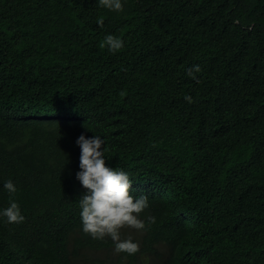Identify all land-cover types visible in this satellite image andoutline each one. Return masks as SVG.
Returning <instances> with one entry per match:
<instances>
[{"label": "trees", "instance_id": "1", "mask_svg": "<svg viewBox=\"0 0 264 264\" xmlns=\"http://www.w3.org/2000/svg\"><path fill=\"white\" fill-rule=\"evenodd\" d=\"M122 2L0 0V264H264V0ZM82 134L148 196L134 255L83 232Z\"/></svg>", "mask_w": 264, "mask_h": 264}, {"label": "clouds", "instance_id": "2", "mask_svg": "<svg viewBox=\"0 0 264 264\" xmlns=\"http://www.w3.org/2000/svg\"><path fill=\"white\" fill-rule=\"evenodd\" d=\"M98 3L100 7L112 11L123 12L124 10L122 0H98ZM98 23L101 27L103 26V17L98 18ZM99 46L101 49L107 47L109 51L116 53L124 47V41L120 37L109 34L104 37ZM200 71V66L194 65L187 70V74L195 79V73ZM185 99L189 103L192 102L190 95H186ZM76 142L81 149L80 171L76 173V178L87 190L79 199L83 232L93 239L111 238L117 253L136 254L139 251V243L134 242L131 237L122 238L121 230L124 228L145 229L146 223L141 218V213L149 207L148 196H133L131 194L133 182L129 174L123 169L111 167L106 163V147L101 150L105 141L99 135L87 138L82 134ZM4 188L10 194L17 191L12 180L6 181ZM0 216L6 217L8 223L18 224L25 220L19 204L15 201H12L7 208L0 210ZM155 220L154 216L148 217V222L151 224H154Z\"/></svg>", "mask_w": 264, "mask_h": 264}]
</instances>
